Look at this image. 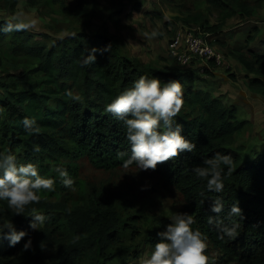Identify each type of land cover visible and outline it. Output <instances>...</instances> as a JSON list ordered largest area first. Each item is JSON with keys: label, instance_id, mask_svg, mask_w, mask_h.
Listing matches in <instances>:
<instances>
[{"label": "trees", "instance_id": "16d2710c", "mask_svg": "<svg viewBox=\"0 0 264 264\" xmlns=\"http://www.w3.org/2000/svg\"><path fill=\"white\" fill-rule=\"evenodd\" d=\"M8 1L10 8L17 0ZM26 1L30 5L41 3L70 17L79 16L82 10L87 12L85 0ZM208 1L221 10L222 20L238 11L243 16L254 11L245 0ZM122 6L113 13H120ZM198 15L194 14L191 20L204 30L220 29V24L205 26V20ZM256 30L258 27L254 26L245 41L235 47L237 51L232 49L230 53L246 72L264 75V52L244 50ZM33 36L26 30L0 32V150L15 152L21 162H36L42 175L54 177L55 188L40 190L41 199L26 205L24 213H14L6 201H0V220H12L17 229L27 230V235L15 245L0 239V264H108L118 230L126 227V222L120 225L122 210L128 211L129 206L119 210L112 198L115 193L105 184L80 177L79 161L86 158L103 170L123 166L130 152L124 125L105 111V105L141 74H154L164 81L180 79L184 85L177 120L183 124V134L196 146L149 169L182 194V211L194 215L193 227L207 235L208 245L218 253L205 249L209 264H264V147L251 158H244L235 150V133L242 127L235 107L225 105L208 90L193 88L187 83V78L192 77L190 70L172 64L150 71L143 62L128 55L106 29H78L54 39L51 45L37 42ZM93 47L96 59L92 64H82L85 49ZM8 48L14 52V59L20 57L26 62L23 71H8L17 67L15 60H8L4 53ZM246 76L248 85L264 94L262 79ZM25 116L36 118V131L25 130ZM34 146L39 151H34ZM120 152L125 155L119 156ZM217 152H231L233 156L234 171L224 176L222 193L208 191L204 180L192 172L195 165ZM61 162L74 178L71 188L61 183L55 171V165ZM216 195L224 199V211L219 215L225 222L234 201L242 208L243 218H235L239 227L232 239H219L215 225L208 223L209 215H217L210 209L211 198ZM33 208L46 215V221L36 229L29 226ZM126 220L134 218L129 215ZM29 237L31 245L25 249L23 245Z\"/></svg>", "mask_w": 264, "mask_h": 264}, {"label": "rangeland", "instance_id": "374dc122", "mask_svg": "<svg viewBox=\"0 0 264 264\" xmlns=\"http://www.w3.org/2000/svg\"><path fill=\"white\" fill-rule=\"evenodd\" d=\"M75 3L76 0H66ZM87 12L70 17L51 7L30 5L26 0H17L10 7L8 0H0V21L11 17L17 10L23 9L26 15L36 23L26 31L33 33V39L51 45L54 39L66 36L78 29L101 32L105 29L114 35L128 55L137 58L149 67L160 69L172 64L192 72L187 83L193 88L208 90L229 107H235L242 127L235 133L233 147L244 158H251L264 147V94L248 85V72L242 69L231 50L242 44L236 32L245 28V19L240 11L235 17L222 20L221 10L208 0H85ZM67 2V3H68ZM253 8L251 18L259 20L260 8L264 0H245ZM122 11L113 13L121 5ZM263 4V5H262ZM260 7V8H259ZM120 9V10H121ZM251 10V9H250ZM205 20L206 25L220 24V29L206 31L191 20L194 14ZM230 18V19H229ZM222 28V29H221ZM195 29L208 32L210 42L220 51L222 61L211 65L205 59L193 58L181 63L170 49L171 38L181 31ZM241 32V31H240ZM153 33H156L153 35ZM8 41L4 42V45ZM264 50V47L261 48ZM4 53L8 60H15L17 67L9 72L23 71L26 62L20 57L14 59V52L8 48ZM1 68V65H0ZM7 72V71H6ZM3 72L0 69V75ZM257 76L264 83V75ZM80 177L92 183L105 184L116 207L122 210L120 227L110 253L108 264H139L157 241V232L169 222V216L182 211V194L171 184L150 169L137 170L136 165L118 166L112 170L95 168L86 158L79 161ZM130 211V212H129ZM132 215L134 220H126ZM209 252L218 254L209 245Z\"/></svg>", "mask_w": 264, "mask_h": 264}, {"label": "clouds", "instance_id": "9594fccd", "mask_svg": "<svg viewBox=\"0 0 264 264\" xmlns=\"http://www.w3.org/2000/svg\"><path fill=\"white\" fill-rule=\"evenodd\" d=\"M36 23L26 15L23 9L17 10L11 17L0 23V32L27 30ZM156 33H153L155 35ZM96 48L85 49L81 63L88 65L96 59ZM86 53V54H85ZM184 85L180 79L162 80L154 74H141L130 87L125 88L105 105V111L112 113L124 125L130 152L123 160V166L135 164L137 170L155 169L158 162L177 156L195 148V142L183 134V124L177 120L183 104ZM68 95H72L71 92ZM78 100V96H73ZM26 131L34 132L39 125L35 117L25 116L22 120ZM34 151H39L34 146ZM124 156V152L118 153ZM231 152L215 153L205 158L202 164L195 165L192 172L204 180L208 191L222 193L224 176L234 171ZM55 171L61 183L68 188L74 185V178L63 162L55 165ZM55 188L54 177L42 175L39 165L27 160H18L15 152L0 150V201H6L14 213H24L31 202L41 199L40 190L51 191ZM224 199L221 195L211 198V212L208 223L217 228L218 238L232 239L237 234L239 224L235 218L242 219L243 211L238 201L228 208V222L219 214L224 211ZM29 226L38 228L46 221L42 211L32 209ZM170 222L157 232V241L151 251L139 264H209L210 257L207 235L196 224V218L189 211H178L169 216ZM27 235L26 229H17L12 220H0V239H7L10 245L18 243ZM31 245L29 237L23 247Z\"/></svg>", "mask_w": 264, "mask_h": 264}, {"label": "built area", "instance_id": "2783aa9c", "mask_svg": "<svg viewBox=\"0 0 264 264\" xmlns=\"http://www.w3.org/2000/svg\"><path fill=\"white\" fill-rule=\"evenodd\" d=\"M208 36V32L195 29L178 32L170 40V49L181 63L198 58L218 64L223 54L215 48Z\"/></svg>", "mask_w": 264, "mask_h": 264}, {"label": "crops", "instance_id": "0c3cea01", "mask_svg": "<svg viewBox=\"0 0 264 264\" xmlns=\"http://www.w3.org/2000/svg\"><path fill=\"white\" fill-rule=\"evenodd\" d=\"M262 7L261 8L259 7L260 8L259 20L251 18L252 16H250V15H244L242 17V19H245V21H244L246 23L245 28L242 30V28H243L242 27L236 31L239 33L238 37H240L241 39L244 40L247 38L248 33L250 32V30L254 26L258 27V30H256V33H255V37L253 38V40H251L248 43L247 47L244 50H250V51H254V52H258V53L264 52V50H261V48L264 47V8H262ZM233 17H235V16L232 15L230 18H233ZM238 63H239V65H241L240 62H238ZM241 67H242V65H241ZM242 69H244V68L242 67Z\"/></svg>", "mask_w": 264, "mask_h": 264}]
</instances>
